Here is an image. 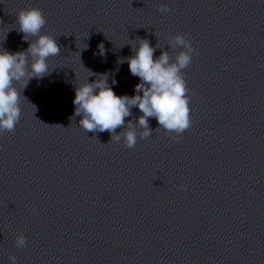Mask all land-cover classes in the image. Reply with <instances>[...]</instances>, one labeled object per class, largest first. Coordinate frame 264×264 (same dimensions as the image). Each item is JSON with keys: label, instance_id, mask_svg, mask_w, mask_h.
Instances as JSON below:
<instances>
[{"label": "clouds", "instance_id": "1", "mask_svg": "<svg viewBox=\"0 0 264 264\" xmlns=\"http://www.w3.org/2000/svg\"><path fill=\"white\" fill-rule=\"evenodd\" d=\"M158 11L168 13L171 9L161 5ZM16 18L18 31L24 34L23 39L29 42V46L16 52L0 50V133L15 130L21 117L23 89L31 79L48 75L52 71H49L48 59L60 54L57 38L50 33H41L47 23L41 9L22 8L16 13ZM29 37L35 39L30 40ZM168 45L181 49L174 59L168 51L163 50L158 57H154L156 48L147 39L141 38L138 46L132 48L134 55L124 58L130 73L140 80L135 85L136 94L133 96H118L109 86L107 74H97L95 81L89 83L87 78L77 85L73 103L75 115L82 117L80 127L86 132L107 131L111 142L123 141L129 149L135 147L138 137L143 140L152 134L153 129L149 127V118L152 117L157 120L158 128L174 133V139L187 130L192 123L190 90L186 86L183 70L191 64L193 55H199V51L180 33L170 37ZM98 47L100 55H104V45L101 43ZM88 71L89 76L94 75ZM133 107H137L142 115L135 123L132 120L126 123ZM117 128L122 129L119 134ZM185 188V185H180L177 190L183 191ZM26 244L27 239L22 233L16 237L17 248H23ZM16 259L10 255V264H16Z\"/></svg>", "mask_w": 264, "mask_h": 264}]
</instances>
